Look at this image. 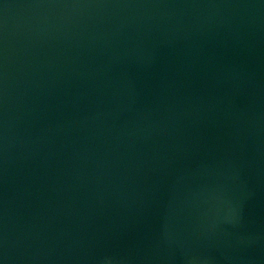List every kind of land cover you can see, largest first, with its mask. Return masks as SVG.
I'll return each instance as SVG.
<instances>
[{
    "label": "water",
    "instance_id": "obj_1",
    "mask_svg": "<svg viewBox=\"0 0 264 264\" xmlns=\"http://www.w3.org/2000/svg\"><path fill=\"white\" fill-rule=\"evenodd\" d=\"M0 264H264V0H0Z\"/></svg>",
    "mask_w": 264,
    "mask_h": 264
}]
</instances>
